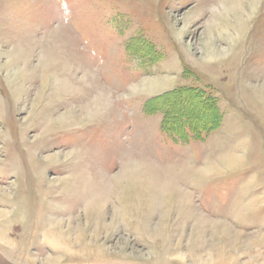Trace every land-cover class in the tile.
<instances>
[{
  "label": "rangeland",
  "instance_id": "rangeland-1",
  "mask_svg": "<svg viewBox=\"0 0 264 264\" xmlns=\"http://www.w3.org/2000/svg\"><path fill=\"white\" fill-rule=\"evenodd\" d=\"M0 264H264V0H0Z\"/></svg>",
  "mask_w": 264,
  "mask_h": 264
},
{
  "label": "crops",
  "instance_id": "crops-1",
  "mask_svg": "<svg viewBox=\"0 0 264 264\" xmlns=\"http://www.w3.org/2000/svg\"><path fill=\"white\" fill-rule=\"evenodd\" d=\"M151 76H154V75H151ZM157 76H159V75H157ZM181 80V79H180ZM178 81H179V78H178ZM159 81L157 80H148V82L146 83H144L145 84V87L146 88H143V90H144V92L143 93H141V94H139V95H141V96H152L153 94H155L158 90H153L154 89V85L156 84V83H158ZM146 84H148L147 86H146ZM149 86V87H148ZM160 91V90H159Z\"/></svg>",
  "mask_w": 264,
  "mask_h": 264
},
{
  "label": "trees",
  "instance_id": "trees-1",
  "mask_svg": "<svg viewBox=\"0 0 264 264\" xmlns=\"http://www.w3.org/2000/svg\"><path fill=\"white\" fill-rule=\"evenodd\" d=\"M196 89H197L196 87H195V88H193V87H189V88H188V90H189L190 92H191V91H192V92L197 91L198 89H197V90H196ZM198 91H199V90H198ZM198 93H199V92H198ZM200 93H201V91H200ZM202 94H203V93H202ZM202 96H203V95H202ZM203 99L205 100L204 97H203Z\"/></svg>",
  "mask_w": 264,
  "mask_h": 264
},
{
  "label": "bare ground",
  "instance_id": "bare-ground-1",
  "mask_svg": "<svg viewBox=\"0 0 264 264\" xmlns=\"http://www.w3.org/2000/svg\"><path fill=\"white\" fill-rule=\"evenodd\" d=\"M222 261V260H221ZM218 262V261H217ZM220 262V261H219Z\"/></svg>",
  "mask_w": 264,
  "mask_h": 264
}]
</instances>
